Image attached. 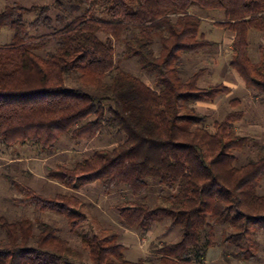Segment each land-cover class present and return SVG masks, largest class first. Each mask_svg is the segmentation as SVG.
<instances>
[{
  "label": "trees",
  "instance_id": "obj_1",
  "mask_svg": "<svg viewBox=\"0 0 264 264\" xmlns=\"http://www.w3.org/2000/svg\"><path fill=\"white\" fill-rule=\"evenodd\" d=\"M51 1L31 8L15 2L0 10V34L11 32L10 43L0 45L1 143L28 144L52 154L64 137L91 141L112 131L122 136L112 148L73 167L50 170L49 178L75 191L93 177L108 191L127 188L134 198L143 194L149 179L176 189L164 206L134 199L114 207L123 226L144 234L166 220L180 228L179 242L154 251L158 264L204 261L216 246L214 226L225 230L223 243L233 248L234 256L255 259L259 247L253 234L260 232L264 239V195L258 192L264 147L238 165L237 153L251 140L235 128L244 118L240 101L229 102L233 110L211 131L209 117L197 104H212L230 88L200 87L203 70L185 80L180 72L184 54L215 45L201 32L207 17L195 10L221 12L223 17L211 24L232 37L228 66L264 103V45L258 47V62L249 57L250 32L264 36V0ZM32 13L35 19L29 22L26 16ZM42 30L47 32L40 34ZM52 41L54 50L40 55ZM115 44L123 47L119 55ZM133 58L155 88L116 65ZM13 202L63 217L81 238L86 256L50 224L1 216L0 264H146L127 260L112 232L80 233L86 215L77 195L45 197L26 188Z\"/></svg>",
  "mask_w": 264,
  "mask_h": 264
},
{
  "label": "rangeland",
  "instance_id": "obj_2",
  "mask_svg": "<svg viewBox=\"0 0 264 264\" xmlns=\"http://www.w3.org/2000/svg\"><path fill=\"white\" fill-rule=\"evenodd\" d=\"M20 3L26 8L33 6L50 5L51 0H0V10L6 5ZM200 16H206L207 22L203 23L202 34L215 45L204 52L190 55L184 54L182 61L183 70L180 72L182 79H187L193 73L203 70L204 74L199 80L200 87L224 84L230 88L227 95L220 96L214 103H198L200 113L207 115V127L213 130V124L222 120L226 114L232 111L229 102L238 99L241 103L238 109L244 113L241 122L235 125L237 132L242 136L250 137L249 146L237 153V164H245L250 158H254L260 147H264V103L254 97L252 91L247 89L239 76L229 68L231 59L232 37L229 33L215 28L212 19H221L223 14L202 13L195 10ZM55 17L57 11L50 12ZM29 22L35 19L32 13L26 16ZM46 30L40 31L46 33ZM104 38V35L100 36ZM11 41V32L7 29L0 34V45H8ZM264 45V36L257 32L249 34V57L251 61L260 60L259 45ZM116 53L123 51L121 45L115 44ZM55 42L52 41L39 51L45 56L47 52L54 50ZM117 67L140 78L148 86L155 88L153 79L140 67L136 59L117 62ZM69 81V86H74ZM237 110V109H236ZM122 136H117L112 131L104 132L91 141H76L69 137L62 138L56 145L54 153L43 152L40 148L31 145H15L7 147L0 141V217L9 221L20 218H28L37 226L44 222L52 225L57 230V235L67 240L70 246L81 253H85V246L81 238L71 231L67 221L51 212H39L33 207L22 206L13 202L20 199L26 188L34 190L37 194L52 197L56 194L77 195L83 201V212L86 215L85 222L80 226L79 232L93 236L109 231L117 236V241L124 247L123 254L129 261L135 262L140 259L146 264H158V255L154 252L163 244L177 243L181 240L182 232L178 227H170L169 221L155 224L148 233H142L138 229H130L119 222L115 205L124 200L138 199L150 207L164 206V200L176 193L175 190L161 186L157 180L149 179L148 186L143 194L134 198L125 187H117L111 191L106 190L93 177H86L83 185L78 190H68L62 184L49 178L50 170L59 166L73 167L77 162L90 157L96 151L112 148L121 141ZM264 195V180L259 190ZM216 246L208 250L205 260L193 264H264V239L258 232L254 236L258 244V253L255 259L241 260L234 256L231 246L223 243L225 230L214 226ZM252 242V240H249Z\"/></svg>",
  "mask_w": 264,
  "mask_h": 264
}]
</instances>
